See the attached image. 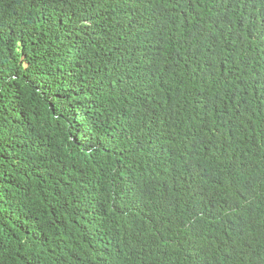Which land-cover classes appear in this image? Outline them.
<instances>
[{
    "label": "trees",
    "instance_id": "obj_1",
    "mask_svg": "<svg viewBox=\"0 0 264 264\" xmlns=\"http://www.w3.org/2000/svg\"><path fill=\"white\" fill-rule=\"evenodd\" d=\"M0 264H264V0H0Z\"/></svg>",
    "mask_w": 264,
    "mask_h": 264
}]
</instances>
